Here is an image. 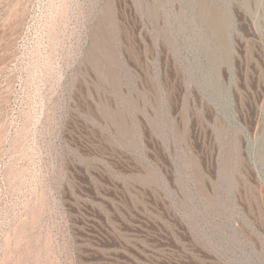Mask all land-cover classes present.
<instances>
[{
    "label": "rangeland",
    "instance_id": "obj_1",
    "mask_svg": "<svg viewBox=\"0 0 264 264\" xmlns=\"http://www.w3.org/2000/svg\"><path fill=\"white\" fill-rule=\"evenodd\" d=\"M0 264H264V0H0Z\"/></svg>",
    "mask_w": 264,
    "mask_h": 264
},
{
    "label": "bare ground",
    "instance_id": "obj_2",
    "mask_svg": "<svg viewBox=\"0 0 264 264\" xmlns=\"http://www.w3.org/2000/svg\"><path fill=\"white\" fill-rule=\"evenodd\" d=\"M20 2V1H19ZM20 5V4H19ZM19 10V9H18ZM18 12V11H17ZM19 19V18H18ZM25 19V18H24ZM61 23V22H60ZM20 24V23H19ZM17 30V29H16ZM15 31V30H14ZM60 48V47H59ZM54 54V53H53Z\"/></svg>",
    "mask_w": 264,
    "mask_h": 264
}]
</instances>
